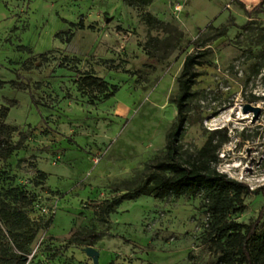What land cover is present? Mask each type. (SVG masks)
Segmentation results:
<instances>
[{
  "label": "rangeland",
  "instance_id": "obj_1",
  "mask_svg": "<svg viewBox=\"0 0 264 264\" xmlns=\"http://www.w3.org/2000/svg\"><path fill=\"white\" fill-rule=\"evenodd\" d=\"M261 1L0 0V107H8L10 141L18 145L0 154V194H34L31 203L13 204L40 225L52 218L26 264H93L87 246L98 251L97 264L214 263L201 190L123 199L105 220L98 207L138 185L164 157L177 77L185 56L198 52L207 53L206 62L195 68L178 157L193 160L211 139L217 171L251 189L264 184V11H252ZM145 14L162 25L148 26ZM80 20L83 29L70 25ZM68 29L69 44L55 38ZM83 71L117 91L91 102L76 88ZM246 105L258 112L244 111ZM244 203L234 219L248 223L264 192Z\"/></svg>",
  "mask_w": 264,
  "mask_h": 264
},
{
  "label": "trees",
  "instance_id": "obj_2",
  "mask_svg": "<svg viewBox=\"0 0 264 264\" xmlns=\"http://www.w3.org/2000/svg\"><path fill=\"white\" fill-rule=\"evenodd\" d=\"M263 5L264 0L252 11L263 13ZM143 19L150 27L162 25L149 14H145ZM70 25L74 29H83L82 20ZM55 38L69 44L73 38V32L70 29L61 31L55 34ZM18 49L31 54V50L25 46H19ZM206 54V52L188 54L183 59L181 71L177 77L176 116L167 134L164 157L152 164L150 172L138 185L99 205L98 217L100 220H105V217L114 212L123 199H135L141 195H151L161 199L186 193L195 195L201 190L208 213L206 238L210 241L215 254L213 264H264V230H258L264 215V203L253 221L244 223L234 219V215L245 208L244 197L263 193L264 184L251 189L248 183L229 178L225 173L217 171L215 169L217 145L212 144L211 139H208L200 148L193 160L185 162L178 157L177 141L181 137L184 122L187 120L184 106L194 94L192 86L199 76L195 68L206 62L204 59ZM38 57L43 62H47L45 54H40ZM74 70L78 72V69ZM75 83L81 94L91 96V102H102L114 95L118 89V85L107 82L92 71L81 72ZM11 85L21 90L29 89L27 84L22 85L16 81H12ZM30 97L33 100V96L30 95ZM7 113L8 107L1 106L0 154L4 157L9 156L18 147L10 141L13 129L5 122ZM222 131L226 138V128ZM36 176L38 180L43 181L47 174L38 170ZM34 184L39 183L36 181ZM4 192L8 196L0 194V264H26L37 232L47 227L52 218L49 217L40 225L30 220L22 208L13 204L19 201L25 204L31 203L36 198L34 194L17 188L6 189ZM2 228L5 230L3 231ZM36 253L35 251L32 257Z\"/></svg>",
  "mask_w": 264,
  "mask_h": 264
},
{
  "label": "water",
  "instance_id": "obj_3",
  "mask_svg": "<svg viewBox=\"0 0 264 264\" xmlns=\"http://www.w3.org/2000/svg\"><path fill=\"white\" fill-rule=\"evenodd\" d=\"M247 110H252L255 113L258 112L257 107H251L249 105H246L244 107V111H247ZM84 252L86 253V255L91 257L93 264L98 263V251L93 246H87L86 248H84Z\"/></svg>",
  "mask_w": 264,
  "mask_h": 264
},
{
  "label": "built area",
  "instance_id": "obj_4",
  "mask_svg": "<svg viewBox=\"0 0 264 264\" xmlns=\"http://www.w3.org/2000/svg\"><path fill=\"white\" fill-rule=\"evenodd\" d=\"M221 173H223V172H221ZM225 174H226L229 178L236 179V180H238V181H242L241 178L236 177L235 175H231V174H227V173H225Z\"/></svg>",
  "mask_w": 264,
  "mask_h": 264
}]
</instances>
